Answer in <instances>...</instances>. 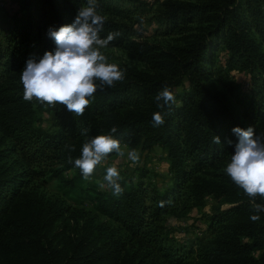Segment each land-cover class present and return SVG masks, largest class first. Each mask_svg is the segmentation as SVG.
<instances>
[{
  "label": "trees",
  "instance_id": "trees-1",
  "mask_svg": "<svg viewBox=\"0 0 264 264\" xmlns=\"http://www.w3.org/2000/svg\"><path fill=\"white\" fill-rule=\"evenodd\" d=\"M21 2L9 34L0 37V131L12 143L0 148V255L7 258L2 264H264V213L254 211L224 172L238 143L233 128L264 133V0H163L162 35L181 36L170 47L133 40L130 12L98 0L105 17L100 37L119 33L109 46L129 49L148 67L124 68L125 79L98 90L82 116L59 104L25 101L20 73L29 59L55 50L49 29L71 25L86 0ZM236 71L250 77L251 89L231 101L211 79L227 81ZM164 87L175 102L160 109L155 95ZM45 108L53 113L52 129L36 124ZM156 112L164 118L160 126H154ZM101 134H112L131 150L162 148L171 185L162 191L142 168L136 181L120 179L119 197L96 184L84 186L68 157L78 158L85 140ZM44 175L69 187L74 198L95 203L119 228L87 219L77 236L53 246V229L67 208L29 186ZM208 197L220 202L205 215L211 237L177 244L161 224L163 215L203 207ZM252 215L260 219L253 222Z\"/></svg>",
  "mask_w": 264,
  "mask_h": 264
},
{
  "label": "clouds",
  "instance_id": "clouds-1",
  "mask_svg": "<svg viewBox=\"0 0 264 264\" xmlns=\"http://www.w3.org/2000/svg\"><path fill=\"white\" fill-rule=\"evenodd\" d=\"M99 8L98 0H86L71 25L61 26L58 30L49 29L48 35L55 42V50L45 52L38 60L29 59L20 73L25 101L35 100L50 108L59 104L75 116H82L91 106L98 90L112 88L125 79V71L118 64L110 63L103 51L120 34L109 33L106 39L100 37L105 17ZM155 101L157 107L163 109L174 103L175 97L168 87H164L155 95ZM152 118L154 126L164 123L161 112L154 113ZM88 131L85 128L82 134L87 136ZM116 131L115 127L111 129L112 133ZM232 131L238 143L224 172L248 197L254 211L264 213V204L256 203L258 199L264 201V133L257 136L252 127L246 130L235 127ZM220 142V138L214 136V143ZM113 153L120 158L127 155L133 164L140 160L137 150L126 152L112 134H101L87 138L79 157L73 160L69 156L67 162L74 164L83 179L89 181L96 169ZM120 179V171L113 163L106 167L103 182L99 186L107 187L114 196L119 197L124 191ZM250 219L256 222L260 216L252 215Z\"/></svg>",
  "mask_w": 264,
  "mask_h": 264
},
{
  "label": "rangeland",
  "instance_id": "rangeland-1",
  "mask_svg": "<svg viewBox=\"0 0 264 264\" xmlns=\"http://www.w3.org/2000/svg\"><path fill=\"white\" fill-rule=\"evenodd\" d=\"M114 4L125 8L129 11V20L133 24L134 40H146L164 47H170L178 42L180 35H162V26L159 25V17L163 12L161 2L163 0H111ZM22 6L21 0H0V37L4 39L10 32L12 19L17 14ZM108 57L110 63H116L123 70L126 67H137L138 69H146L148 65L131 51L125 47L108 46L103 50ZM224 52L220 55L221 60L224 57ZM220 61L217 62L219 64ZM213 86L228 100L233 101L234 95L239 91L249 92L251 89L250 77L242 72L231 73L229 80L222 81L218 77L211 79ZM231 82V83H230ZM232 84V85H231ZM234 87V91H232ZM54 117L50 109L45 108L38 113L37 125L43 128H53ZM11 140L0 131V148H8L11 146ZM126 152L131 149L124 145ZM138 163L133 164L128 160L127 155L120 158L117 155L109 158L102 165L91 180L85 181L84 186L96 184L100 190H107V187L101 188L99 185L103 182L104 170L107 166L115 163L120 171L121 179H130L134 181L140 173V169L146 168L149 171L150 178L162 191L166 190L171 185V174L169 171V163L166 159L165 151L156 147L152 152H142ZM37 165H31L32 170H38ZM103 168V169H102ZM74 175V171L66 173L68 178ZM30 187L36 188L46 198L63 202L67 208L64 221L60 222L53 229L51 239L53 246H58L62 239H68L70 236H77L80 228L84 225L87 219H94L96 222L106 223L113 228H119V225L100 214L95 203L89 199H77L72 195L69 187L62 185L58 180H51L47 175L35 176L30 180ZM219 201L208 197L206 204L203 207H194L187 212L172 209L164 214L161 224L165 227V231L179 245L189 246L192 241L197 239L210 238L208 225L205 215L212 212L213 206L219 205ZM226 205H222L225 208ZM7 260L6 257L0 255V264ZM11 260H14L11 257ZM15 262V261H14Z\"/></svg>",
  "mask_w": 264,
  "mask_h": 264
}]
</instances>
